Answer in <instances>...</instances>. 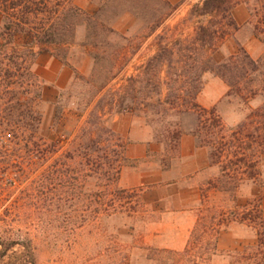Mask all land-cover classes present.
<instances>
[{
	"label": "trees",
	"instance_id": "obj_1",
	"mask_svg": "<svg viewBox=\"0 0 264 264\" xmlns=\"http://www.w3.org/2000/svg\"><path fill=\"white\" fill-rule=\"evenodd\" d=\"M98 1L100 6L91 12L79 6L76 0H0V99L3 100L0 102V119L16 125L22 123L31 131L25 137L22 160L18 163L8 158V166L29 174L36 169V163H47L51 155H55L50 167L46 166L40 176L42 186L48 189L51 183L48 169L52 167L62 194L69 188L71 193L79 196L88 177L105 178L106 181L101 182L104 188L89 194L92 202L102 208H116V202H122L133 209L138 193L118 185L119 173L126 161L123 155L125 143L106 125L107 115L122 111L131 113L136 109L145 117L151 116L152 127L158 128L157 140L170 151L176 147L179 135L185 130L186 117L194 113L196 124L193 132L199 143L208 147L210 161L218 167L217 174L202 189V201L206 196L205 189L209 187L230 192L234 199L242 182L251 180L264 184L260 167L264 158V71L260 62L242 45L225 57H214V52L224 43L230 30L238 28L232 9L239 1L254 4L251 9L253 34L264 43V0L194 2L180 21L182 24L191 21L194 24L192 31L184 32L183 27L181 30L179 23H175L162 29L154 38L156 51L148 63L152 67L163 63L168 66V91L162 95L156 89L155 101L148 102L135 93L132 96L134 105L126 104V94H118L119 88H113L115 82L103 91L119 75L124 65L125 49L122 43L112 41L102 46L104 39L97 36L100 31L109 36H126L113 24H105L98 13L108 5L114 12L111 18L115 20L122 12L144 16L146 6L141 5L144 7L142 11L134 0ZM171 13L170 10L157 18L149 34ZM80 24H84L86 32L78 42L75 34ZM77 43L82 52L93 59V66L87 76L78 73L74 76L84 84L74 93L77 97L75 108L66 110L64 103L54 114L51 131L34 138L35 126L31 120H39L37 112L32 104L26 105L16 94L41 87L33 66L38 52L47 51L66 61ZM206 71L221 77L228 85L225 96L235 98L241 109L245 108L243 117L235 124H225L216 106L204 107L196 102V94L202 87V75ZM142 73L141 69L139 73L126 76L125 80L139 82ZM153 75L156 77V73ZM179 80L187 87L171 89V85ZM120 86L127 93V84L120 83ZM40 90L37 91L39 97ZM136 92L141 93V88H136ZM257 95L262 96L261 102L250 105V100ZM3 104L5 106L1 107ZM26 116L29 121L24 122ZM33 190L34 185L30 182L26 195H33ZM242 208L224 209L217 204L216 208L209 209L208 215L200 209L184 248L152 247L153 259L157 264H209L211 256L216 253L218 231L236 220L256 228L258 239L255 249L234 251L240 254L239 264H264V217L259 198L247 201Z\"/></svg>",
	"mask_w": 264,
	"mask_h": 264
},
{
	"label": "rangeland",
	"instance_id": "obj_2",
	"mask_svg": "<svg viewBox=\"0 0 264 264\" xmlns=\"http://www.w3.org/2000/svg\"><path fill=\"white\" fill-rule=\"evenodd\" d=\"M134 1H137V7L142 11L144 7H141V5L146 6L145 9L148 12L146 10L144 16L122 12L115 20L111 18L114 12H112L111 6L108 5L103 6L98 13L99 18L103 19L105 24H113L119 32L126 36V38L113 34L109 36V34L107 35L101 31L97 36L101 40L104 39L102 46H106L105 42L112 41L122 43L125 49L123 52L124 65L119 75L110 84L106 85L103 91H107L115 82L113 88H119L118 94L122 92L124 95L126 94L125 102L129 105H134L132 96L135 93L136 96L148 102L155 101L157 97L155 94L156 89H159L162 95H165L168 91L169 88L166 84L168 66L163 63L157 67H152L148 63L150 57L156 51L154 38L162 29L175 23H179L180 29L183 27L184 32L192 31L194 24L191 21H187L185 24L180 23V21L192 4L198 0ZM76 3L91 12L95 11L101 4L98 0H76ZM237 4L246 5L245 8L249 11L248 22L250 24H244L240 27V39L235 36L236 29L230 30V34L224 43L217 52H214L215 58L219 59L227 56L235 47L242 44V40L255 37L253 34L254 18L251 15L254 4L239 1L234 7ZM170 10L172 13L162 21L152 34H149L150 27L156 19L166 12H170ZM85 32L84 24L78 25L75 34L76 41H81ZM259 42L262 44L263 53L259 57H254L252 54L251 56L260 62V68L264 71V43L260 40ZM250 47L253 48V46ZM82 50L77 43L69 52L67 58H70L69 63L74 65L73 78L69 85L58 93L55 99L43 100L42 94H40V97L38 96L37 91L40 88V92H42V82L41 87H32L28 93L18 90L19 93L16 96L20 97V101L25 102L28 106L32 104L37 112L39 120H31L35 126L34 138L41 137L51 131L54 114L64 106V103L66 105L63 108L66 110L75 108L77 97L74 93L81 90L84 84L80 78L74 79V76L77 73L87 76L93 66V59L83 53ZM141 69L144 73L141 74L140 83L125 80L126 76L139 73ZM154 73H156V77H154ZM158 79H160V82ZM120 83L127 84V93L123 86L119 87ZM183 87H187V84L182 80L171 85V89ZM136 88H141V93L137 94ZM70 93L72 95H69ZM261 100L262 96L257 95L250 100V105L255 106ZM0 102H3V100L0 99ZM4 106L3 104L1 107ZM216 107L227 125L235 124L245 113V108L241 109L235 98H228L225 95ZM224 111L230 114L235 113L237 118L232 120L222 113ZM115 113L120 112H111L106 117L105 122L109 128L111 127L108 121ZM121 113L130 114L129 111H122ZM131 114H139L142 121L152 128L153 135L157 139L156 135L158 134L156 131L158 128L154 129L152 127L151 116L145 117L143 112L136 109ZM23 119L24 122L29 121L27 116ZM6 130H11L12 138L9 144L0 141V264H157L156 259H153L154 256L151 250L155 246L150 243V231H152L154 222H156L154 218L156 214L155 212H149L150 208L144 207L139 202V196L133 209L122 202H116L118 204L116 208L106 206L108 207L106 209V207L102 208L100 205L97 207L96 203L92 202L89 194L98 189H103L104 183L101 182H105V178L99 180L95 176L88 177L82 185L79 196L71 193L69 188L62 194L53 173V167L48 169L51 183L48 184L47 189L44 185L42 186L40 176L46 166L50 167L49 163L52 162L55 155H51L47 163L45 162L42 165L36 163L34 166L36 169L31 173L29 172V174L22 172L21 169L15 170L13 167L8 166L7 159L20 163L19 161L22 160L24 154L25 137L31 131L28 130L27 126H22V123L16 125L7 121V119H0V133ZM117 135L124 141L118 133ZM260 167L262 177H264V158ZM30 182L34 185V193L31 196L26 195V188ZM134 190L136 191V189ZM205 190L206 196L203 198L204 206L202 208L204 215H208L209 209L216 208L217 204L224 209L235 208L241 210L247 201L259 198V207L264 217V184L258 181L242 182L235 193L234 199L230 192L216 194V191L211 187ZM250 227L253 231L251 238L253 242L242 245L238 249L239 251L257 247V230L252 226ZM239 255L234 251L229 254L223 253L226 264H239ZM148 256L151 257L148 258ZM209 264H216V253L211 256Z\"/></svg>",
	"mask_w": 264,
	"mask_h": 264
},
{
	"label": "crops",
	"instance_id": "obj_3",
	"mask_svg": "<svg viewBox=\"0 0 264 264\" xmlns=\"http://www.w3.org/2000/svg\"><path fill=\"white\" fill-rule=\"evenodd\" d=\"M245 6L237 4L232 12L238 24L235 36L239 39L240 27L250 24L249 11ZM241 45L254 57L263 53L262 44L256 37L242 40ZM69 61L70 58L64 61L47 51L36 54L33 66L42 82L43 100L55 99L72 81L74 65ZM227 89L228 85L221 77L204 72L202 87L195 100L204 107L216 106ZM222 113L232 120L237 118L235 113ZM141 118L140 115L120 112L113 114L108 121L125 143L123 155L126 163L121 167L118 185L136 189L139 202L149 207V212H155L156 222L150 231V243L155 247L180 249L185 246L204 206L202 189L217 174L218 167L211 163L208 147L201 145L193 132L196 124L194 113L188 114L185 130L179 135L176 147L170 151L165 150L154 137L152 128ZM252 234L250 226L235 220L220 228L216 237V264H226L223 253L229 254L244 244H251Z\"/></svg>",
	"mask_w": 264,
	"mask_h": 264
},
{
	"label": "built area",
	"instance_id": "obj_4",
	"mask_svg": "<svg viewBox=\"0 0 264 264\" xmlns=\"http://www.w3.org/2000/svg\"><path fill=\"white\" fill-rule=\"evenodd\" d=\"M11 138H12L11 130H6L0 133V141L3 142L4 144H6L7 142L9 144Z\"/></svg>",
	"mask_w": 264,
	"mask_h": 264
}]
</instances>
